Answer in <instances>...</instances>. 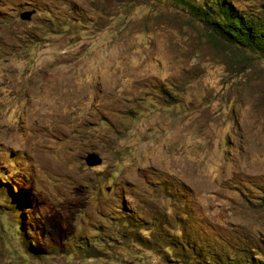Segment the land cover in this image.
<instances>
[{"label":"rangeland","instance_id":"obj_1","mask_svg":"<svg viewBox=\"0 0 264 264\" xmlns=\"http://www.w3.org/2000/svg\"><path fill=\"white\" fill-rule=\"evenodd\" d=\"M0 173V264L264 261V61L165 0H0Z\"/></svg>","mask_w":264,"mask_h":264},{"label":"trees","instance_id":"obj_2","mask_svg":"<svg viewBox=\"0 0 264 264\" xmlns=\"http://www.w3.org/2000/svg\"><path fill=\"white\" fill-rule=\"evenodd\" d=\"M173 5L183 8L191 18L195 19L206 33L214 40L228 47V49L240 57L258 58L264 61V9L259 12H245L234 6L230 0H165ZM4 180V179H3ZM6 180L4 183L6 184ZM11 189L8 190L11 193ZM21 203H25L22 194L16 195ZM264 206V194L260 198ZM125 222H127L125 220ZM129 223V222H127ZM35 242V241H33ZM36 243V242H35ZM191 257H196L192 244L186 246ZM32 248V244H30ZM204 248V249H203ZM201 253L206 254L208 262L204 264H264L251 255L247 250L237 258H221L222 253L203 246ZM215 251V252H213ZM188 254L180 253L179 258L191 263ZM195 264H200L196 260Z\"/></svg>","mask_w":264,"mask_h":264},{"label":"water","instance_id":"obj_3","mask_svg":"<svg viewBox=\"0 0 264 264\" xmlns=\"http://www.w3.org/2000/svg\"><path fill=\"white\" fill-rule=\"evenodd\" d=\"M19 17L21 20H29L30 14L28 12H24V13H21ZM85 163L87 166L93 167V166L99 165L101 163V159L95 154H89L85 158Z\"/></svg>","mask_w":264,"mask_h":264},{"label":"clouds","instance_id":"obj_4","mask_svg":"<svg viewBox=\"0 0 264 264\" xmlns=\"http://www.w3.org/2000/svg\"><path fill=\"white\" fill-rule=\"evenodd\" d=\"M1 175H4V174L0 173V176H1Z\"/></svg>","mask_w":264,"mask_h":264}]
</instances>
